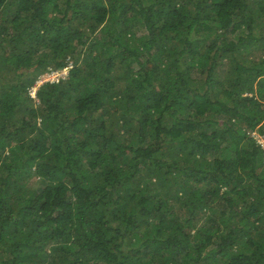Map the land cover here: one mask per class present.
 <instances>
[{"label":"trees","instance_id":"16d2710c","mask_svg":"<svg viewBox=\"0 0 264 264\" xmlns=\"http://www.w3.org/2000/svg\"><path fill=\"white\" fill-rule=\"evenodd\" d=\"M254 133L264 0H0V264H264Z\"/></svg>","mask_w":264,"mask_h":264},{"label":"built area","instance_id":"2783aa9c","mask_svg":"<svg viewBox=\"0 0 264 264\" xmlns=\"http://www.w3.org/2000/svg\"><path fill=\"white\" fill-rule=\"evenodd\" d=\"M71 67V66H70ZM70 67H66L63 70H51L50 72L45 73L44 75H42V81H52V82H58L60 80H62L63 78H65L68 75L69 70L67 71V69H69ZM42 82V83H43Z\"/></svg>","mask_w":264,"mask_h":264},{"label":"rangeland","instance_id":"374dc122","mask_svg":"<svg viewBox=\"0 0 264 264\" xmlns=\"http://www.w3.org/2000/svg\"><path fill=\"white\" fill-rule=\"evenodd\" d=\"M47 51L48 52H50L51 51V49H47ZM257 54L256 53H254V55L251 57V58H254L255 56H256ZM69 69H67V71H68ZM43 81H42V77L40 76L39 77V79L36 81V83H35V85H33L32 86V88H31V91H30V94H31V96L32 97H34L35 95H36V89H37V87L39 86V85H41V84H43L42 83ZM34 98H36V97H34ZM255 134V136L257 137V139L259 140V142H262V143H264V141L262 140V138L259 136V135H257L256 133H254Z\"/></svg>","mask_w":264,"mask_h":264},{"label":"clouds","instance_id":"9594fccd","mask_svg":"<svg viewBox=\"0 0 264 264\" xmlns=\"http://www.w3.org/2000/svg\"><path fill=\"white\" fill-rule=\"evenodd\" d=\"M71 67H72V66H71ZM63 69H64V68H63ZM63 69H61V70H63ZM51 70H55V69H50V70L44 72L42 75H44V74L47 73V72H50ZM69 70H70V68H69ZM68 73H69V72H68ZM42 75H41V76H42ZM39 77H40V76H39ZM66 77H67V76H66ZM38 79H39V78H38ZM38 79H37V80H38ZM37 80H36V81H37ZM45 82H52V81H45ZM45 82H44V83H45ZM54 82H55V81H54ZM35 83H36V82H35ZM44 83H43V84H44ZM34 85H35V84H34ZM41 85H42V84H41ZM41 85H39V86L37 87V89H36V91H35V92H36V95H35L34 97L37 96V90H38V88H39ZM261 138H262V137H261ZM262 140H263V139H262ZM263 141H264V140H263ZM258 142H259V140H258ZM259 143H261V144L264 146V143H262V142H259Z\"/></svg>","mask_w":264,"mask_h":264}]
</instances>
